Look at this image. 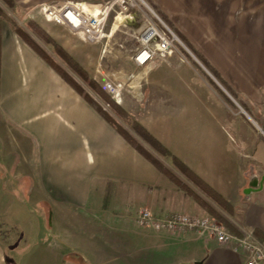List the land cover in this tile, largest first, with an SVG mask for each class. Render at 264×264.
<instances>
[{"label":"crops","instance_id":"crops-1","mask_svg":"<svg viewBox=\"0 0 264 264\" xmlns=\"http://www.w3.org/2000/svg\"><path fill=\"white\" fill-rule=\"evenodd\" d=\"M13 1L24 12H42L46 5L67 2L103 6L115 2L126 11L118 14L124 19L117 31L125 28L141 35L150 26H162L202 67L199 58L204 60L220 76L221 84L214 80L212 86L223 99L199 83L177 82L175 88L148 83L145 93L155 86L175 92L168 97L175 99L176 109L170 114L149 110L142 123L155 119L149 125L154 136L229 203L238 202L241 190L243 218L238 234L232 233L240 237L244 226L264 242V0ZM55 25L61 27L48 23L47 30L54 32ZM175 73L183 72L177 68ZM8 170L26 180L10 193L4 180ZM253 177L259 180L258 189L246 194ZM104 183L144 190L146 207L157 216L176 212L209 216L0 19V218H9L12 212L11 220L18 221L19 235H24V219L35 218L24 213L23 204L18 205L16 194L24 185H32L28 201L48 204L55 211L84 212ZM142 231L144 264H246L243 251L220 245L208 235ZM26 233L32 235L26 245L18 243L21 237L10 244L0 239V264H27L29 253L40 246L48 250L45 243L40 245L39 229ZM168 250L184 255L167 257ZM69 257L63 254L61 261L67 263ZM117 262L125 264L124 257L113 264ZM28 264H34V259Z\"/></svg>","mask_w":264,"mask_h":264},{"label":"rangeland","instance_id":"rangeland-1","mask_svg":"<svg viewBox=\"0 0 264 264\" xmlns=\"http://www.w3.org/2000/svg\"><path fill=\"white\" fill-rule=\"evenodd\" d=\"M3 2L4 0H0V8L3 10V15H1L2 20L6 22H8V20L17 22L18 25L25 29L39 44H41L44 50L54 58L62 68L67 70L71 76L112 115L113 113L110 108L88 89L71 68L64 64L60 56L55 54L52 46H46L47 44L45 45L42 43V41L32 33L27 23H36L42 31L48 34V36L65 51V56L71 57L72 62L87 71L91 77L103 86V88L107 90L108 85L114 87L119 86V97H114V95L107 90L108 93L119 104L122 103L123 105H121L126 108L130 116L145 127L152 135L154 134L153 131L150 130L151 128L149 125L150 123H154L155 119L150 120V118H147V125H145L142 123L145 120L144 114L149 110L155 109L156 112H159L160 109H164V114H170L172 108L176 109V103L175 99L168 97L171 93L175 94V92L172 91L160 90V88L155 86L154 89L150 88V90L145 93L144 86L148 83L168 85V88H170V86L171 88H175L174 84L177 82H185L187 85L199 83L205 87L209 86L213 94L217 96V99L218 97L223 99V97L216 95L219 91L212 86V83L215 84L214 80L221 84L219 80L206 66L203 65L204 68L200 66L196 60L181 47L172 34L166 31L162 26H159L157 30L161 33H165L169 40L172 41L173 46L169 49L171 51L164 54L157 52L148 62L141 64L140 61H138L144 50V45L141 42V35L147 29H145L141 35H135L133 31H128V29L124 30L125 28H121L120 31H117L119 30L117 27L124 19L123 15L118 16V14L121 12L126 13V11L121 9L118 5H115L109 17L106 27V37L101 42L91 44L85 40L82 32L75 33L71 31L67 25L58 21H47L43 11L30 10L22 13L19 9H9ZM151 18L157 23V19L154 16L151 15ZM140 19L143 20L144 17H140ZM71 20H74L72 22H76V19L73 17H71ZM48 23L60 24L61 27L55 25L56 27H53L54 32H51L52 30H47ZM115 28L117 32L113 33ZM54 36L57 38H54ZM153 46L156 47L157 45ZM177 68L183 73L176 74L175 70ZM194 86L195 85H193V87ZM189 87L191 88V86ZM197 92L201 97L207 96L204 92ZM150 104H152L154 108H150ZM246 107L249 108L247 103ZM251 109L256 114L253 105H251ZM185 110L186 108L184 107V113ZM239 111L240 109L238 108V112ZM232 112H235V110L232 109ZM177 113H179V111H177ZM117 120L124 125L155 158L167 166L179 180L186 183L191 192L211 203L232 226L240 229L243 218V208L245 207L244 195L241 194V190H239L240 195L238 202H230L233 215L224 213L214 201L209 199L197 186L179 173L173 164L165 160L145 142L140 140L125 122L119 119ZM8 171L9 172H6L4 175V180L6 182V189L8 193H10L9 191H14L16 189V184L23 185L26 183V180L19 175L16 177V171ZM173 184L175 183L173 182ZM22 189L23 191L21 193L16 194L18 200L22 202L18 205L20 206V204H23L24 213L26 211L31 215L33 213L35 218L24 219L21 226L25 228V234L20 236L18 231L19 227L15 225L18 221L16 219L11 220L14 215L12 212H9V218H0V239L10 244L21 237L18 243L23 241L22 243L26 245L27 241L32 238V235L27 234L26 231L39 229L40 245H48L49 251L45 247L40 246L33 254H28L27 258L29 259H27V264L32 259H34V264H113L123 257L125 259V264H144L145 256L141 244L143 236L140 233L143 232L142 230L146 229L139 226L138 219L140 211L144 208H149L152 213H154L151 207L148 205V207H146V195L144 194V190L122 184L104 183L99 185L95 190L89 209L84 212H79L74 209L57 208L55 211V208L48 204H37L34 201H28L30 200L32 185H24ZM185 193L188 194L187 192ZM236 212L238 213L237 216ZM172 214L165 216L154 215L157 218H163ZM206 217L214 219L210 215ZM225 226L229 232H231L227 225ZM242 227L243 229L245 228L244 230H249L244 226ZM47 232H51L52 235H47ZM49 244L51 246H49ZM60 249H64V251ZM24 251L26 254L28 249ZM58 253L59 260H57ZM63 254L70 255L69 259L65 260L67 263L61 261ZM180 255H184V252L179 250H176V252L168 250L166 254L167 257L171 258L175 256L177 258H182V256L178 257ZM116 264H118V262Z\"/></svg>","mask_w":264,"mask_h":264},{"label":"trees","instance_id":"trees-1","mask_svg":"<svg viewBox=\"0 0 264 264\" xmlns=\"http://www.w3.org/2000/svg\"><path fill=\"white\" fill-rule=\"evenodd\" d=\"M6 5L11 10H21L14 3L13 0H4ZM22 13H25L21 10ZM3 10L0 8V19L2 20ZM8 25L12 31L18 35L27 45H29L49 66H51L59 76L71 86L79 95H81L103 118L104 120L115 129L133 148H135L141 155H143L149 162H151L163 175L174 182L179 188L187 192L188 195L192 196L195 201L204 208L207 213L215 220L227 225L231 232L238 234L234 226H232L214 207L211 203L200 198L197 194L190 191L188 185L183 183L178 177L160 160L155 158L141 143L140 141L129 132L124 125H122L117 119L125 122L133 133H135L140 140L145 142L151 149L157 154L163 157L165 160L173 164L179 173L191 181L197 186L203 194L209 199L215 202V204L226 214L233 215V209L231 204L225 200L220 194H218L212 187L207 185L199 176H197L185 163L171 153L154 135H152L145 127H143L138 121L133 119L126 109L119 104L109 93L98 83L93 77H91L87 71L83 70L76 63L72 62L71 57L65 56L64 50L55 43V41L42 31L36 23L28 22L29 29L32 33L37 36L42 43L46 46H52L55 54L59 55L61 60L82 80V82L88 87V89L94 93L107 107L110 108L113 115L103 108L90 93L78 83L71 74L62 68L59 63L54 60L25 29H23L17 22L8 20ZM190 48V46L185 42ZM200 61L206 66L211 73L220 80V76L201 58Z\"/></svg>","mask_w":264,"mask_h":264},{"label":"built area","instance_id":"built-area-1","mask_svg":"<svg viewBox=\"0 0 264 264\" xmlns=\"http://www.w3.org/2000/svg\"><path fill=\"white\" fill-rule=\"evenodd\" d=\"M115 5V2L107 6L67 2L44 6L42 11L47 21L64 23L71 31L82 32L87 42L95 44L106 37L107 23ZM71 17L75 18L76 22H72ZM141 42L144 45L142 53L145 52L148 55L144 62H140L141 64L148 62L157 52L160 54L170 52L169 49L173 46L167 35L159 32L154 26L147 28L141 35ZM107 90L114 97L120 96L119 86L108 85ZM138 224L143 229H151L157 233L198 232L208 235L220 245H234L235 251H243L247 258L246 264H264V242L257 239L254 231H242V235L239 237L229 232L225 225L210 217L175 213L157 218L151 209L144 208L140 211Z\"/></svg>","mask_w":264,"mask_h":264},{"label":"water","instance_id":"water-1","mask_svg":"<svg viewBox=\"0 0 264 264\" xmlns=\"http://www.w3.org/2000/svg\"><path fill=\"white\" fill-rule=\"evenodd\" d=\"M172 36L177 40V38L173 34H172ZM182 46L187 50V48L183 44H182ZM258 183H259L258 178L257 177H253L251 179L250 184H249V188L245 191V193L246 194H250V193H253L254 191H257V189H258Z\"/></svg>","mask_w":264,"mask_h":264},{"label":"bare ground","instance_id":"bare-ground-1","mask_svg":"<svg viewBox=\"0 0 264 264\" xmlns=\"http://www.w3.org/2000/svg\"><path fill=\"white\" fill-rule=\"evenodd\" d=\"M147 57H148L147 53L144 52V53H142V54L140 55L138 61H140V62H144V61L147 59Z\"/></svg>","mask_w":264,"mask_h":264}]
</instances>
